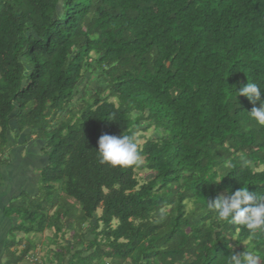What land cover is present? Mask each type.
Masks as SVG:
<instances>
[{
    "label": "trees",
    "instance_id": "trees-1",
    "mask_svg": "<svg viewBox=\"0 0 264 264\" xmlns=\"http://www.w3.org/2000/svg\"><path fill=\"white\" fill-rule=\"evenodd\" d=\"M248 80L264 99V0H0V153L12 123L50 150L41 196L9 210L17 230L73 232L59 264H229L245 251L264 264V231L208 209L241 187L264 196V126L235 88ZM123 133L154 175L142 184L139 163L98 158L99 138Z\"/></svg>",
    "mask_w": 264,
    "mask_h": 264
},
{
    "label": "crops",
    "instance_id": "crops-1",
    "mask_svg": "<svg viewBox=\"0 0 264 264\" xmlns=\"http://www.w3.org/2000/svg\"><path fill=\"white\" fill-rule=\"evenodd\" d=\"M49 165L47 143L33 136L30 130L20 131L12 123L8 143L0 153V264H29L32 254L40 256L41 264H59L57 255L63 246L71 243L74 233L67 229L59 234L54 228L31 234L18 231L21 220L9 214L13 205L41 196L42 174ZM58 188L62 196L64 186L60 184ZM85 233L91 238L88 231ZM21 256L24 258L19 260Z\"/></svg>",
    "mask_w": 264,
    "mask_h": 264
},
{
    "label": "clouds",
    "instance_id": "clouds-1",
    "mask_svg": "<svg viewBox=\"0 0 264 264\" xmlns=\"http://www.w3.org/2000/svg\"><path fill=\"white\" fill-rule=\"evenodd\" d=\"M240 96L254 105L247 111L249 118L258 125L264 126V99L261 98V88L254 82L246 85L235 86ZM259 102V107L255 105ZM101 163L113 167H128L139 163V152L135 137L125 135L103 134L98 140L96 151ZM208 209L213 212L218 222H230L243 226L251 235L264 231V196L251 194L248 188L241 187L230 195H219L214 200L208 201ZM229 264H260L259 256L253 251H245L239 255H231Z\"/></svg>",
    "mask_w": 264,
    "mask_h": 264
},
{
    "label": "rangeland",
    "instance_id": "rangeland-1",
    "mask_svg": "<svg viewBox=\"0 0 264 264\" xmlns=\"http://www.w3.org/2000/svg\"><path fill=\"white\" fill-rule=\"evenodd\" d=\"M82 83H83L82 88H84L88 84V87L92 90V92H94L95 90H97L101 87V85H100L101 83H100V80H99L97 74H94V75L88 74ZM78 99H79V97L77 98V100ZM136 136H144L145 137V139H141L139 141V145L141 146L145 143V141L147 139L157 136V132L154 129H151L147 133L137 132ZM139 166H140L141 170L137 171V177H138L139 181L141 182V184L144 183L145 181H148V180L153 178L154 175H151L149 170L144 169V167H145L144 159L139 160Z\"/></svg>",
    "mask_w": 264,
    "mask_h": 264
},
{
    "label": "built area",
    "instance_id": "built-area-1",
    "mask_svg": "<svg viewBox=\"0 0 264 264\" xmlns=\"http://www.w3.org/2000/svg\"><path fill=\"white\" fill-rule=\"evenodd\" d=\"M29 264H41V259L38 254H32L29 258Z\"/></svg>",
    "mask_w": 264,
    "mask_h": 264
}]
</instances>
